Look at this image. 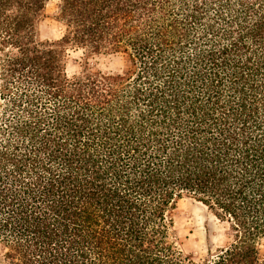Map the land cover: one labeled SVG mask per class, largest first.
Listing matches in <instances>:
<instances>
[{
	"label": "trees",
	"instance_id": "obj_1",
	"mask_svg": "<svg viewBox=\"0 0 264 264\" xmlns=\"http://www.w3.org/2000/svg\"><path fill=\"white\" fill-rule=\"evenodd\" d=\"M49 1L0 0V264H264V0H58L55 42ZM185 198L230 231L203 259Z\"/></svg>",
	"mask_w": 264,
	"mask_h": 264
},
{
	"label": "rangeland",
	"instance_id": "obj_2",
	"mask_svg": "<svg viewBox=\"0 0 264 264\" xmlns=\"http://www.w3.org/2000/svg\"><path fill=\"white\" fill-rule=\"evenodd\" d=\"M58 5V0H50L47 3L39 27L41 41L55 42L64 35V26L57 21ZM67 53L69 76L81 74L86 67L92 71L112 73L120 72L125 67L124 59L119 55H93L73 47H69ZM174 220L175 234L182 242V248L186 254L195 259L206 258L209 250L214 253L216 249L226 246L231 240L228 226L191 199L185 198L178 203L174 211ZM259 249L264 256V239L261 240Z\"/></svg>",
	"mask_w": 264,
	"mask_h": 264
}]
</instances>
